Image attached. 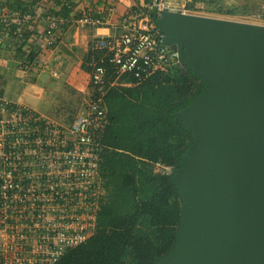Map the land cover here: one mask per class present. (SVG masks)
Masks as SVG:
<instances>
[{
    "label": "built area",
    "instance_id": "1",
    "mask_svg": "<svg viewBox=\"0 0 264 264\" xmlns=\"http://www.w3.org/2000/svg\"><path fill=\"white\" fill-rule=\"evenodd\" d=\"M24 1V12L0 7V48L17 58L25 74L47 68L51 77L58 72L41 56L53 53L63 27H100L116 3L108 0L105 8L88 10L77 7L80 0H59L65 16L41 13L43 25L26 32L24 24L38 19L39 2L49 0ZM131 3L110 25V35L93 41L98 57L89 64L88 89L81 92V110L70 123L59 124L0 94V264H51L89 238L103 195L97 170L107 89L124 85L125 78L138 83L178 67V52L166 45L152 19L165 7L162 0Z\"/></svg>",
    "mask_w": 264,
    "mask_h": 264
},
{
    "label": "water",
    "instance_id": "2",
    "mask_svg": "<svg viewBox=\"0 0 264 264\" xmlns=\"http://www.w3.org/2000/svg\"><path fill=\"white\" fill-rule=\"evenodd\" d=\"M152 19L202 85L174 114L193 138L169 174L181 220L158 264H264V25L169 7Z\"/></svg>",
    "mask_w": 264,
    "mask_h": 264
},
{
    "label": "trees",
    "instance_id": "3",
    "mask_svg": "<svg viewBox=\"0 0 264 264\" xmlns=\"http://www.w3.org/2000/svg\"><path fill=\"white\" fill-rule=\"evenodd\" d=\"M219 1L191 0L186 10L200 3L207 7L205 13L218 16L256 14V0H231L229 6L223 4L229 0ZM54 3L55 8L60 5L59 0ZM1 6L24 12L26 5L23 0H0ZM260 17L264 19V12ZM91 54L98 57L96 51ZM81 67L90 72V65ZM124 83L108 88L103 98L106 125L97 170L103 195L94 229L51 264H158L174 247L181 220L179 193L170 175L152 166H180L193 137L174 114L194 100L202 85L190 67L156 72L138 83L125 78Z\"/></svg>",
    "mask_w": 264,
    "mask_h": 264
},
{
    "label": "crops",
    "instance_id": "4",
    "mask_svg": "<svg viewBox=\"0 0 264 264\" xmlns=\"http://www.w3.org/2000/svg\"><path fill=\"white\" fill-rule=\"evenodd\" d=\"M115 1V10L107 15V18L104 19L102 26H86L81 28L75 25L66 24L62 29L61 40L55 46L53 53L47 54L46 52H43L41 59L46 60L50 68L58 72V78L55 79L51 77L47 68H45V70L38 75H35L36 80L33 84H30V87L33 89L31 98H33L35 102L39 100V103L37 102L34 105L41 106L45 109L46 113H40L36 109L32 108L34 111L43 116H46L44 114L53 112V117L61 119L60 116L65 114L62 108L66 106V100L69 99L67 90L74 91V93L81 96V98L83 97L81 92L87 91L88 89V73L84 71L81 66L82 64L89 66V63L93 58L91 54V45L93 41L98 37L109 36L111 32L110 25L117 24L121 16L132 5L131 0ZM261 1L264 2V0H260L259 3H262ZM53 3L54 0H49V2H39L38 8L35 12L38 19L35 18L34 20L24 24V27L27 28L26 32L29 31V28L32 30V27H41V25H43L44 19L40 18L41 13L43 14L47 12L49 14H56L59 16L62 15L60 6L55 8V3L54 5ZM107 3L108 0H80L77 7L80 9L87 8L88 10H92L96 7L105 8ZM263 12L264 10L262 13ZM0 35L3 37V34ZM11 57L13 58V56ZM25 94L26 93H23V96L17 98L23 99L22 101L8 100L26 103L24 100ZM52 120L56 122V120Z\"/></svg>",
    "mask_w": 264,
    "mask_h": 264
},
{
    "label": "rangeland",
    "instance_id": "5",
    "mask_svg": "<svg viewBox=\"0 0 264 264\" xmlns=\"http://www.w3.org/2000/svg\"><path fill=\"white\" fill-rule=\"evenodd\" d=\"M162 0V3H164L165 7H169L171 9L178 8L184 13L188 14H196V15H203V16H212V17H220V18H227L235 21H240V22H245V23H252V24H260L264 25V19L260 17L262 11L264 10V2L261 1L262 3H259L260 0L254 1V4L252 5L254 7L253 11L256 14H253L252 16L248 17H227V16H218L214 14H209L205 13V9L207 8L205 5L196 3L194 5L193 10H186V5L191 1V0ZM243 1V0H241ZM250 1V0H246ZM238 2V0L234 1ZM222 3V1H219V4ZM223 4L226 6H229L231 3V0L229 1H224ZM250 4V3H249ZM216 5V4H214ZM214 7V6H213ZM5 51V49H4ZM14 58V59H13ZM8 57V54L6 52H3V50H0V69L4 67H8L9 63L10 69L9 71H3L2 74L0 75V94L2 97L5 99H11V100H23V99H17L21 96H23V93L25 94V102L23 104H27L28 107L34 108L40 113H46L45 109L42 108L41 106L37 105L35 106V103H39V100L35 102L33 98H31V94L33 89L30 87V84H33V82L36 80L35 75H30V74H25L23 71L18 69V61L16 60L17 58L15 56ZM53 78H58V76H54ZM68 92V97L66 106L63 109L65 114L61 115L60 118L53 117V112H50L49 114H44L51 119L56 120L57 123L59 124H64V123H70L76 114L81 110L82 107V98L81 96L77 95L74 93V91L67 90ZM23 98V97H22ZM31 98V99H30ZM24 102V101H23ZM21 103V102H20ZM153 170L156 171H163L166 172L167 174H172L174 168H163L158 165L152 166Z\"/></svg>",
    "mask_w": 264,
    "mask_h": 264
},
{
    "label": "bare ground",
    "instance_id": "6",
    "mask_svg": "<svg viewBox=\"0 0 264 264\" xmlns=\"http://www.w3.org/2000/svg\"><path fill=\"white\" fill-rule=\"evenodd\" d=\"M167 1H168V0H167ZM167 1H166V2H167ZM175 9H178V8H175ZM175 9H173V10H175Z\"/></svg>",
    "mask_w": 264,
    "mask_h": 264
}]
</instances>
